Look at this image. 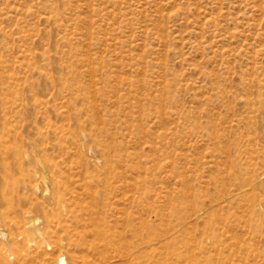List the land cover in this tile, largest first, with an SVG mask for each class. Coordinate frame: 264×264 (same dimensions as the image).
I'll list each match as a JSON object with an SVG mask.
<instances>
[{
    "label": "rangeland",
    "instance_id": "obj_1",
    "mask_svg": "<svg viewBox=\"0 0 264 264\" xmlns=\"http://www.w3.org/2000/svg\"><path fill=\"white\" fill-rule=\"evenodd\" d=\"M0 250L264 264V0H0Z\"/></svg>",
    "mask_w": 264,
    "mask_h": 264
},
{
    "label": "bare ground",
    "instance_id": "obj_2",
    "mask_svg": "<svg viewBox=\"0 0 264 264\" xmlns=\"http://www.w3.org/2000/svg\"><path fill=\"white\" fill-rule=\"evenodd\" d=\"M36 205V204H35ZM36 207V206H35ZM34 207V208H35ZM37 208H39L38 207V205H37ZM36 209V208H35ZM37 210V209H36ZM40 210V209H39ZM41 211V210H40ZM3 217H7L6 216V213L5 214H3L2 215V218ZM4 220L6 219V218H3ZM48 220V219H47ZM18 228V227H17ZM39 229V228H38ZM40 230V229H39ZM38 230V231H39ZM13 232L12 231H10V237H11V239L13 240L14 238H13V234H12ZM31 233V232H30ZM35 233V232H34ZM33 233V234H34ZM98 233V232H97ZM38 234H40L39 232H38ZM98 237L100 238L101 237V233L99 232L98 234ZM57 238V237H56ZM32 239V238H31ZM31 242V241H30ZM33 242V241H32ZM15 243V242H14ZM14 249V248H13ZM25 254V253H24ZM12 255H13V257H14V260H16V261H18V259H19V257H20V252L19 253H12ZM20 260V259H19ZM0 264H11V262L9 261V258H8V255H7V253H1V250H0ZM58 264H64V261L62 260V259H60V261H59V263ZM95 264V263H94Z\"/></svg>",
    "mask_w": 264,
    "mask_h": 264
}]
</instances>
